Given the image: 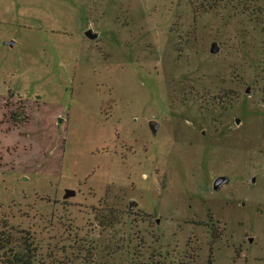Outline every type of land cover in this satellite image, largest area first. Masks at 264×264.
<instances>
[{"label": "rangeland", "instance_id": "374dc122", "mask_svg": "<svg viewBox=\"0 0 264 264\" xmlns=\"http://www.w3.org/2000/svg\"><path fill=\"white\" fill-rule=\"evenodd\" d=\"M0 233L36 264H264V0H0Z\"/></svg>", "mask_w": 264, "mask_h": 264}, {"label": "trees", "instance_id": "16d2710c", "mask_svg": "<svg viewBox=\"0 0 264 264\" xmlns=\"http://www.w3.org/2000/svg\"><path fill=\"white\" fill-rule=\"evenodd\" d=\"M20 119V118H19ZM15 120V124L26 123V116L23 117V120ZM20 250L15 249L8 236L0 233V251L2 254L3 264H36L35 255L33 249L28 246L26 243L23 244V248Z\"/></svg>", "mask_w": 264, "mask_h": 264}, {"label": "water", "instance_id": "95a60500", "mask_svg": "<svg viewBox=\"0 0 264 264\" xmlns=\"http://www.w3.org/2000/svg\"><path fill=\"white\" fill-rule=\"evenodd\" d=\"M85 35H86L89 39H95V38H96V34L92 33L91 30H88V31L86 32ZM216 51H217V47H216L215 44H213V45L211 46V50H210V52H211V53H216ZM247 91H248V89H247ZM149 126H150L151 131H152V132H155L156 129H157V127H158V124H157L155 121H150ZM227 181H228V179H227L226 177H222V176H221V177H218V178L214 181V183H213V189H214V190H219L220 187H221L222 185H224L225 183H227ZM73 194H74V193H73L72 190H67L65 196H70V195H73ZM136 207H137V202L134 201V200H130V201H129V210H133V209H135Z\"/></svg>", "mask_w": 264, "mask_h": 264}]
</instances>
